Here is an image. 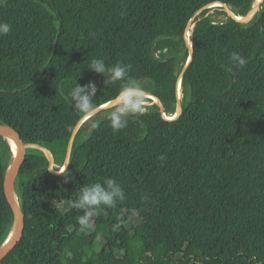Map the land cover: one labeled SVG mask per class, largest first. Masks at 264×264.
Masks as SVG:
<instances>
[{
  "label": "trees",
  "instance_id": "obj_1",
  "mask_svg": "<svg viewBox=\"0 0 264 264\" xmlns=\"http://www.w3.org/2000/svg\"><path fill=\"white\" fill-rule=\"evenodd\" d=\"M214 1L223 7L204 9L190 30L193 60L180 81L178 115L170 120L176 77L188 59L186 26ZM256 3L0 5V21L12 26L0 36V129L16 130L25 143L49 144L51 167L62 166L74 133L67 182L65 174L53 178L45 171L44 148H30V175L15 192L23 237L5 264H264V8L243 23L213 17L233 18L224 9L244 15ZM232 53L246 58L243 68ZM97 58L108 67L130 64L129 76L160 99L164 117L146 97V112L130 116L125 129H111L109 109L97 113V129L92 118L79 124L84 115L68 101L76 83L95 82L96 107L123 83L104 85V76L87 68ZM13 154L0 143V249L10 235L2 197L16 167ZM102 177L119 182L126 199L97 210L92 228L81 232L83 212L67 211V201Z\"/></svg>",
  "mask_w": 264,
  "mask_h": 264
},
{
  "label": "clouds",
  "instance_id": "obj_2",
  "mask_svg": "<svg viewBox=\"0 0 264 264\" xmlns=\"http://www.w3.org/2000/svg\"><path fill=\"white\" fill-rule=\"evenodd\" d=\"M6 0H0L3 5ZM12 30V26L6 21H0V36H6ZM231 61L238 67L243 68L247 60L238 53L231 54ZM87 68L104 76V85L123 82L121 90L106 107L109 109L107 118L110 127L114 132L125 129L129 124V117H138L146 112V90L135 79L129 76L131 70L130 64L117 62L115 65L108 67L102 59H92ZM231 70V69H230ZM80 75V74H79ZM97 86L93 80H89L84 85L72 88L68 95L69 104L72 109L79 114L90 117L91 129H97L100 126V119L97 117V107L94 103ZM68 163V162H67ZM67 163L63 167L56 168L58 173L65 174V181L68 179ZM126 199L125 191L122 185L111 177H102L98 182H92L83 185L78 193V198L67 201V211L77 209L83 212L78 216L79 230L87 232L92 228V218L96 215L97 210H105L117 207ZM146 199V197H145ZM135 213V210H133Z\"/></svg>",
  "mask_w": 264,
  "mask_h": 264
},
{
  "label": "water",
  "instance_id": "obj_3",
  "mask_svg": "<svg viewBox=\"0 0 264 264\" xmlns=\"http://www.w3.org/2000/svg\"><path fill=\"white\" fill-rule=\"evenodd\" d=\"M211 3H219V4H221L218 1H214V2H211ZM211 3H209V4H211ZM207 7H208V5L206 7H202L189 20V22H188V24L186 26L184 35H183L184 42H185V45H186V48H187V51H188V59H187V62H186L187 66H186V68L183 67V69L177 74V77H176V90H177V92H176V98H175V111H174V114H173V116L171 117L170 120L175 119L177 117V115H178L176 102H177L178 89L180 88V81H181V78H182L183 74L190 68L192 60H193L192 47L189 50L188 44H187V40L189 39V35H190V30L193 27L194 23L197 21V19H196L197 16L204 9H206ZM263 8H264V0H263L261 8L258 11H256V12H254V8H253L251 11L247 12L244 15H239V16L233 15V18H219L217 13H216V15H217V19L222 20L224 22L243 23V22H246V21H249L250 19H252ZM209 14L210 13L208 12L206 15H209ZM146 93H147V95H149V96H146V97L152 99L153 102L156 103L159 106L160 114H161V116L164 117L165 114H164L163 103L154 94H152L150 92H146ZM110 101H108L107 103L97 107V113L99 111L108 109L106 106L109 105ZM88 118H90V117L83 116V118L80 120L79 124L82 123L83 121L87 120ZM170 120H166V121H170ZM79 124H78V126H79ZM78 126L75 128V131L77 130ZM73 137H74V133L71 135L70 140L68 142V146H67V150H66V153H65L64 161H63V164H62L61 167H63V165L65 163H67L68 160H69L70 149H71V144H72ZM0 143L9 145L10 147L17 146V147L20 148V151H21V170H20V173L18 174V176L12 177L11 180L6 184V186H5L4 190H3V197H2L3 208H4V211L6 213L7 219H8L9 224H10V235H9V238L10 237L13 238V244H12L11 248L4 255H0V264H5V262L8 261L15 254L16 250L18 249V247H19V245H20V243L22 241V237H23L22 226H21L20 222H18V220H16V218H15L13 212H12V209H11V206H10V200L13 198V199H15V202H16L15 192H16L17 188L30 175L31 165H32L30 148L41 146V143H31V144L25 143L24 140L22 139V136L20 135V133L17 132L16 130H13V129H6L5 131L0 132ZM45 145L47 146V151L49 152V150H51L50 145L46 144V143H45ZM13 157L15 158L14 154H13ZM15 160H16V167H17L18 161H17L16 158H15ZM67 165H68V163H67ZM16 167H15V169H16ZM45 171L47 172L46 168H45ZM14 172H15V170H14ZM62 174L63 173H58V175L56 177H58V176H60ZM53 178H55V177H53Z\"/></svg>",
  "mask_w": 264,
  "mask_h": 264
},
{
  "label": "bare ground",
  "instance_id": "obj_4",
  "mask_svg": "<svg viewBox=\"0 0 264 264\" xmlns=\"http://www.w3.org/2000/svg\"><path fill=\"white\" fill-rule=\"evenodd\" d=\"M262 0H257V3H256V5L254 6V12H256L257 10H258V7H259V4H260V2H261ZM215 7V6H220V7H223L221 4H219V3H213V4H211V5H208V7ZM224 10H226L227 12H228V14L229 15H231V16H233L230 12H229V10L228 9H224ZM190 41V40H189ZM187 44H188V48H189V50L191 49V42H189L188 43V40H187ZM186 66H187V64H185L184 65V68H186ZM179 95V96H178ZM146 96H149V95H146ZM177 97H178V99H179V97H180V91H179V89H178V94H177ZM176 107H177V110H179V101H177V103H176ZM168 118H170V117H168ZM6 129L5 128H1L0 129V132H3V131H5ZM39 148H42L41 146H38ZM10 150H12V152L14 153V156H15V158L17 159V161H18V163H17V167H16V169H15V172H14V174H13V176L12 177H16L17 176V173H18V171H19V168H20V166H21V151H20V148L19 147H17V146H12V147H10ZM50 154V153H49ZM10 206H11V209H12V212H13V214H14V216H15V218H16V220H18V222H20V220H21V213H20V210H19V207H18V205H17V203L15 202V199H11L10 200ZM12 244H13V238L12 237H10L9 239H7L6 240V242L2 245V247H1V249H0V255H4L10 248H11V246H12Z\"/></svg>",
  "mask_w": 264,
  "mask_h": 264
},
{
  "label": "rangeland",
  "instance_id": "obj_5",
  "mask_svg": "<svg viewBox=\"0 0 264 264\" xmlns=\"http://www.w3.org/2000/svg\"><path fill=\"white\" fill-rule=\"evenodd\" d=\"M210 7H211V6H210ZM212 8H216V7H212ZM210 12H212V11H210ZM214 12H215V11H214ZM210 14H211V13H210ZM213 17L217 19V15H215V16H213ZM219 18H224V17H223V15H219ZM146 104H147V102H146ZM41 147L44 148V149L46 150V155H47V157H48L47 162H46V168H47L49 174H50L52 177H56V176L58 175L57 173H50V171L52 172L54 168H51L50 170L48 169L49 167H51V165L48 164V162H49V160L51 159L50 157H51L52 154H49V152L47 151V146H46L45 144H41ZM51 152H52V150H51Z\"/></svg>",
  "mask_w": 264,
  "mask_h": 264
}]
</instances>
